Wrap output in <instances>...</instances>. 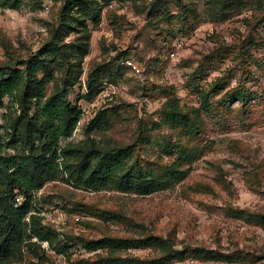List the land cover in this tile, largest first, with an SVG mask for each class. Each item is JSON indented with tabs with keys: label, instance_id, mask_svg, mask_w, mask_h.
Segmentation results:
<instances>
[{
	"label": "rangeland",
	"instance_id": "rangeland-1",
	"mask_svg": "<svg viewBox=\"0 0 264 264\" xmlns=\"http://www.w3.org/2000/svg\"><path fill=\"white\" fill-rule=\"evenodd\" d=\"M4 1L0 71L39 70L28 117L18 94L0 95V158L43 174L18 194L28 231L35 217L48 240L2 264H264V0H95L99 12L91 0ZM53 87L61 100L45 111ZM111 149L115 183L163 187H85Z\"/></svg>",
	"mask_w": 264,
	"mask_h": 264
},
{
	"label": "trees",
	"instance_id": "trees-1",
	"mask_svg": "<svg viewBox=\"0 0 264 264\" xmlns=\"http://www.w3.org/2000/svg\"><path fill=\"white\" fill-rule=\"evenodd\" d=\"M91 1L93 3L96 2L95 0ZM102 2L109 3L111 0H102ZM95 4L98 6L97 11H101L103 7L99 6L98 3ZM3 6H9L11 9H16L19 6V0H15L12 3H10L9 0H6L4 1ZM91 16V18H94L95 14H91ZM90 37L91 36H89V39ZM29 68L33 67L31 66ZM31 70L32 71L28 68H25L23 71L15 69L7 76L3 70L0 71V95L11 97L14 93L18 94L21 100V111L26 117H28L26 109L29 106L26 90L39 68L35 67ZM55 92V87H53L51 94L45 101V111L48 109H54L55 103H58V101L61 100V96L57 95ZM76 122L77 118L66 119L62 125L56 128L55 138L69 137L75 128ZM120 152L121 149H111L107 154L108 157H106V159L98 160L91 173L84 177L83 185L94 190L101 187L115 185L122 192L132 191L136 194H150L163 187L160 185H152L153 183L145 187H140L131 184L129 181L124 182L121 180L118 183H115L117 182L115 181L117 180L116 175L124 173L120 160ZM56 156L59 158L54 152V161ZM91 156H94V153H92ZM29 164L28 159L25 157L10 156L7 158H0V169L3 175L0 181V264L8 261L10 257L14 256V254L20 250L23 243L25 246L28 245L26 240L31 237L35 236L41 241L48 240L46 237L47 234L43 229L38 224H34L35 217H29L32 221V227L30 231H28V225L24 220L26 215L30 212V205L27 201H24L16 208L13 206L14 198L17 195H20L18 194L20 190H23L24 194H26L29 190L41 185L40 180L43 179V177H41L43 174L38 173L36 175L37 179H34L29 173L30 171L27 170ZM52 169L53 167L50 168V170ZM128 174L129 173L126 175ZM101 242L98 241L96 244L103 247L104 244ZM142 242L145 246H152L161 250L165 249V242L159 237L147 236ZM165 258L166 255L157 258V263L162 264ZM141 264L145 263L141 262Z\"/></svg>",
	"mask_w": 264,
	"mask_h": 264
},
{
	"label": "built area",
	"instance_id": "built-area-1",
	"mask_svg": "<svg viewBox=\"0 0 264 264\" xmlns=\"http://www.w3.org/2000/svg\"><path fill=\"white\" fill-rule=\"evenodd\" d=\"M51 5H52V0H44L42 7H43L44 11H48L49 8L51 7ZM109 6L111 7V5H109ZM177 44H181V42L177 43ZM171 56H173V54H171ZM120 64L122 66L130 69L136 75L141 74V67L137 63H135L134 60H132V59H123ZM22 202H23L22 198L19 195H17L14 198L13 206L16 208V207L20 206L22 204ZM75 220L78 221L79 220L78 217H76Z\"/></svg>",
	"mask_w": 264,
	"mask_h": 264
}]
</instances>
